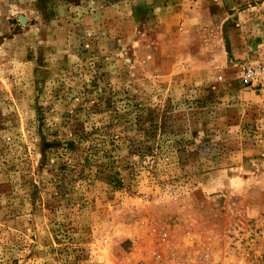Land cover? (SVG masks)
<instances>
[{
  "label": "rangeland",
  "instance_id": "1",
  "mask_svg": "<svg viewBox=\"0 0 264 264\" xmlns=\"http://www.w3.org/2000/svg\"><path fill=\"white\" fill-rule=\"evenodd\" d=\"M262 61L264 0H0V264H264Z\"/></svg>",
  "mask_w": 264,
  "mask_h": 264
},
{
  "label": "built area",
  "instance_id": "2",
  "mask_svg": "<svg viewBox=\"0 0 264 264\" xmlns=\"http://www.w3.org/2000/svg\"><path fill=\"white\" fill-rule=\"evenodd\" d=\"M242 82L249 87L264 88V61L244 67L242 69ZM157 254H154V264H219L210 255L204 254L198 256H176L171 254L165 257L158 252ZM137 264L144 263L138 262Z\"/></svg>",
  "mask_w": 264,
  "mask_h": 264
}]
</instances>
